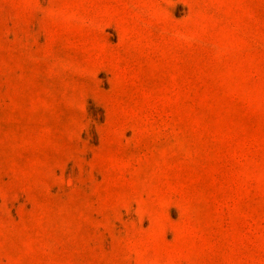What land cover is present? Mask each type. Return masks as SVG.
<instances>
[{
    "label": "rangeland",
    "instance_id": "obj_1",
    "mask_svg": "<svg viewBox=\"0 0 264 264\" xmlns=\"http://www.w3.org/2000/svg\"><path fill=\"white\" fill-rule=\"evenodd\" d=\"M0 264H264V0H0Z\"/></svg>",
    "mask_w": 264,
    "mask_h": 264
}]
</instances>
